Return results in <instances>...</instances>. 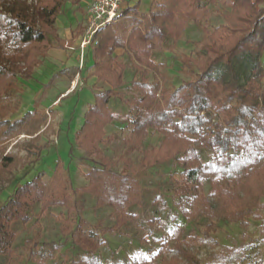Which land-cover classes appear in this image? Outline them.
<instances>
[{
	"label": "trees",
	"instance_id": "16d2710c",
	"mask_svg": "<svg viewBox=\"0 0 264 264\" xmlns=\"http://www.w3.org/2000/svg\"><path fill=\"white\" fill-rule=\"evenodd\" d=\"M215 1L150 0L149 9L140 12L138 0L125 7V22L111 23L96 33L97 42L91 46L93 69L90 75L108 88L95 92L94 103L84 110L83 122L74 135L78 147L97 149L104 126L115 118L108 103L112 96L119 95L116 90L125 83L127 65L114 55V50L126 48L140 64L156 67L150 59L156 45L166 37L181 35L188 21L205 18L207 4ZM228 2L230 9L222 22L206 30L195 42L194 67L181 64L189 74L187 79L174 86L166 83L167 78L161 73L151 81L146 77L131 81V85L139 89V97L131 107L135 114L129 119V137L125 142L140 145L148 128L163 135L158 148L143 153L140 165L147 169L168 160L175 161L180 168L178 188L174 191L181 203L180 211L186 216L192 208L209 220L202 237L215 229L213 220L244 224L250 215L261 219L264 233V217L256 212L264 196V0ZM62 5V0H35L34 4L27 0H0V148L23 131L34 134L25 146L30 163L41 157L45 145H37L35 140L49 128L51 111L34 107L14 119L9 117L20 108L22 101L16 70L22 68L18 65L22 62L26 71L21 76L25 80L33 79L31 67L42 63L50 47V37L63 48V40L52 28L62 12ZM236 61L246 62L242 76ZM80 72L78 66L58 71L71 80ZM207 113L219 118L213 119ZM203 147L212 152L207 161H203L199 153ZM14 166L13 155L0 157V193L13 181ZM44 176L45 171H38L16 186L1 204L0 253H7L16 238L12 225L32 219L35 203L40 204L41 211L53 205L64 206L68 211L75 208L59 161L53 177L45 181ZM86 177L88 184L74 191L87 190L96 197L98 206L111 205L119 217L126 215L125 208L142 201V187L125 171L91 166ZM207 177L212 179V187L204 196L199 187ZM208 197L216 200L215 203ZM195 199L198 204L193 203ZM101 231L106 232L104 228ZM65 233L82 250L79 258L66 264H104L95 249L97 244L106 241L94 230L86 232L77 223ZM25 244L27 257L33 259L38 242L29 238ZM170 251L175 256L190 254L181 244L168 246L163 241L158 249L163 253L159 262L142 257L134 263L169 264L165 255ZM236 258L235 252L213 254L211 262L206 264H233ZM37 264L47 263L39 261Z\"/></svg>",
	"mask_w": 264,
	"mask_h": 264
},
{
	"label": "rangeland",
	"instance_id": "374dc122",
	"mask_svg": "<svg viewBox=\"0 0 264 264\" xmlns=\"http://www.w3.org/2000/svg\"><path fill=\"white\" fill-rule=\"evenodd\" d=\"M62 1V14L74 23L77 15L83 14L82 3L85 0ZM126 1L112 24L125 22L123 11ZM147 1L139 0L138 11L146 12L149 9ZM27 3L34 4L35 0H27ZM207 8L205 18L198 22L188 21L181 35L166 37L156 45L150 55L156 67L140 64L126 48L114 50V55L127 65L124 72L125 83L116 90L119 95L110 98L108 108L115 118L104 126V133L97 144V149L86 150L74 142L76 126L83 122V113L87 105L94 103V93L108 88V85L90 75L93 60H87V48L83 51L85 64L80 67L81 72L75 75L73 79L75 82L65 74L58 73L59 65L52 70L54 73L48 74L49 76L44 77L38 73L33 79L25 80L21 76L26 71L25 65L22 62L18 63L22 67L16 70L17 84L22 89L20 93L22 101L20 108L9 117L14 119L34 107L49 110L51 114L49 128L41 132L39 138L35 140L37 145H45L37 161L30 163L25 149L34 134L23 131L8 139L0 148V157L11 154L15 158L14 179L5 185L0 193V206L16 186L30 179L38 171H45L43 179L48 181L53 177L55 164L59 161L61 174L75 201V208L68 211L64 206L53 205L41 211L40 204L35 203L30 221L16 222L12 225L16 238L7 253H0V264L12 261L18 264H37L39 261L47 264H66L72 259L79 258L82 250L77 243L72 242L70 235L65 233L73 229L77 223L84 231L94 230L100 239L106 241L104 244H97L95 249V253L104 264H135L134 261L142 257L151 262H159L163 253L158 252V249L163 241H166L168 246L174 243L181 244L190 251L188 257L175 256L173 251L164 254L169 264H193L196 261L206 264L211 262L213 254L233 252L237 254V258L232 261L233 264L264 262V233L260 227V218L250 215L244 224L229 220H213L215 229L209 231L207 237H202L209 220L192 208H189L190 212L186 216L180 211L181 203H178V195L174 194L178 188L177 180L180 173L175 161L168 160L147 169L140 165L143 153L158 148L163 135L156 129L148 128V134L140 145L132 146L125 142L129 137V119L135 114V109L131 107L139 97V89L131 85L132 79L146 77L151 81L154 76L159 77L163 73L167 78L166 83L174 86L187 79L189 74L181 64L188 63L190 67H194L192 50L195 48V42L206 30L222 22L230 9L228 0L208 3ZM144 9L146 11H143ZM59 16L52 26L58 37ZM64 28L65 31L70 30L68 25ZM63 44L68 46L66 43ZM64 46L59 48L57 40L50 37L48 50L53 48L57 61H64L67 55L71 56L68 47ZM41 64L31 67L33 75L34 72L37 73ZM236 65L242 76L246 62L236 61ZM36 89H40L41 93H36ZM207 115L213 119L219 118L211 113ZM98 151L101 154H97ZM199 153L203 161H207L212 155L207 147L199 149ZM91 166H105L114 171L131 174L142 187L141 203L128 206L124 209L126 215L119 217L111 205L98 206L96 197L87 190L74 191L88 184L86 173ZM211 187L212 179L207 177L202 181L199 190L207 196ZM207 199L213 203L216 201L211 197ZM194 202L198 204L197 199L193 200ZM260 204L256 212L260 217H264V196ZM183 205L189 207L186 203ZM103 228L105 233L101 231ZM29 238H34L38 242L37 253L33 259L27 257L25 240Z\"/></svg>",
	"mask_w": 264,
	"mask_h": 264
},
{
	"label": "crops",
	"instance_id": "0c3cea01",
	"mask_svg": "<svg viewBox=\"0 0 264 264\" xmlns=\"http://www.w3.org/2000/svg\"><path fill=\"white\" fill-rule=\"evenodd\" d=\"M88 1L89 0H87V1L85 0L82 3L83 9H84L83 14L80 16L77 15V18L75 19L74 23H71V19L70 20L66 19V16L63 15L62 12L59 14L60 16L58 15L59 19H57L58 20L57 21V27H58L59 38L61 40H63V43H66L68 45L67 46L68 48L66 47V45L64 47L67 48L68 53H70L71 56L67 55V57L64 59V61H57L56 58L54 57V54H55L54 50L51 47L48 50L46 57L43 59L41 66L37 69V73L34 72L35 74L33 76L37 75L38 73L44 77H46L45 75H48V74L51 75L52 73L55 72L52 70L56 69L58 65L60 66V68H58L59 70L63 69V68L71 67V66H78V53H76V52H78L77 45H78V42H79L81 36L83 35L84 29H85L86 6H87ZM136 1H138V0H127L126 6H131ZM147 4H148L147 9H148V7L150 5V0L147 1ZM139 5H140V3H139ZM143 11H146V9H144ZM65 25H68L70 30L65 31V28H64ZM71 30H73L72 34L70 32ZM86 55L88 56L87 60L92 59L91 58V55H92L91 54V47H87ZM89 55H90V58H89ZM84 64H85V62H84ZM84 64H83V66H84ZM90 67H91V65H90ZM73 79L72 80L70 79V80L73 81ZM73 82H75V81H73ZM35 92L41 93V90L36 89ZM80 124L81 123L77 124V126H76L77 129L79 128Z\"/></svg>",
	"mask_w": 264,
	"mask_h": 264
},
{
	"label": "built area",
	"instance_id": "2783aa9c",
	"mask_svg": "<svg viewBox=\"0 0 264 264\" xmlns=\"http://www.w3.org/2000/svg\"><path fill=\"white\" fill-rule=\"evenodd\" d=\"M125 0H89L86 6V24L78 48V67L84 64L83 51L96 43V33L103 27L115 22Z\"/></svg>",
	"mask_w": 264,
	"mask_h": 264
}]
</instances>
